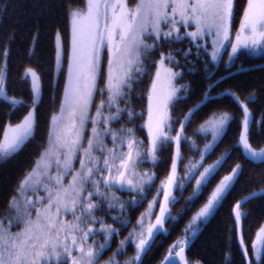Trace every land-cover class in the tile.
Instances as JSON below:
<instances>
[{"label": "snow or ice", "instance_id": "1", "mask_svg": "<svg viewBox=\"0 0 264 264\" xmlns=\"http://www.w3.org/2000/svg\"><path fill=\"white\" fill-rule=\"evenodd\" d=\"M8 7L0 3V108L6 117L19 107L26 115L5 129L0 166L39 135L42 104L36 72L13 78L8 64L18 38L34 52L39 28L26 37L5 28ZM57 7L54 0L29 4L32 19L53 21L57 77L49 87L58 112L31 164L4 190L0 264H153L169 221L186 224L156 264H206L186 248L225 209L232 227L212 264H264V227L248 243L242 226L255 212L264 219V141L254 142L264 137V77L240 81L250 69L236 64L242 49L264 50V0H139L131 9L124 0H88L86 14L65 4L64 58ZM141 76L150 84L146 123L137 126L145 118L133 104Z\"/></svg>", "mask_w": 264, "mask_h": 264}, {"label": "trees", "instance_id": "2", "mask_svg": "<svg viewBox=\"0 0 264 264\" xmlns=\"http://www.w3.org/2000/svg\"><path fill=\"white\" fill-rule=\"evenodd\" d=\"M3 2L4 0H0V3ZM54 2L58 6L53 17L55 20V29L61 32V43L66 51L64 55V57H66L70 42V12L82 7L85 4V0H54ZM129 2L135 4L138 0H129ZM8 4V10L4 13L5 28H18L19 37H26L34 24L39 28L40 38L34 52L26 51L27 45L18 38L8 64L13 78H15L18 72L22 70L26 71L28 68H33L39 74L42 104L39 109V135L30 143H27L24 151L14 160L0 166V203H2L4 199L5 188L10 187L20 175L21 170L26 169L31 164L34 154L37 151V146L40 143V138L46 134L50 114L58 111V103L55 102L57 93L49 87V81H55L57 77V72L55 70L56 38L52 27L53 21L48 19L47 16L42 19H32L29 14L30 0H8ZM65 4L70 10L67 17L62 7V5ZM238 25L239 16L236 19L235 26L237 27ZM236 64L237 67L242 65L243 68L250 69V71H244L239 74L237 79L240 81L258 83L261 77H264V55L256 58L251 56L240 58ZM64 69L66 71V61L64 63ZM235 70L236 67L231 69V71L234 72ZM227 71L228 69H226L225 65L221 64L220 72L224 74ZM59 76L62 81L63 73H60ZM23 79L28 81L27 88L30 89L31 79L28 76L23 77ZM14 84L17 91H20L21 87L19 81L14 79ZM134 88V91L137 92V86ZM138 91L139 95L138 93L134 94L136 99L133 103L136 108L139 107L144 112L146 109L145 98L140 99V97L142 95L145 96L146 91H142L141 89ZM260 103V100L255 102L257 107ZM5 111L8 110L0 108V143L6 125L9 123H20L23 116L26 115L22 107L10 111L7 117L4 115ZM13 111L15 112L14 115L12 114ZM256 120L258 122V116H256ZM143 134L146 136L145 132H143ZM261 141H264V137L257 135L254 142ZM164 155L166 156L167 153ZM182 206V204L178 205L177 210ZM175 215L176 213H174V216ZM185 224L186 221L185 223H178L177 221L169 222L166 227L168 232L158 236L156 245L153 247V252L155 253L153 264H156V262L161 260L162 256L166 254V249L175 242L177 236L183 231ZM173 225H175L174 230H172ZM242 226L246 242L251 243V240L256 239V234L259 229L264 227V219L261 218L260 212H255L246 220L242 218ZM230 227H232V224L228 221L227 209H225L215 221L210 223L208 230L186 248V256L194 260H204L206 264H212L213 261L219 258V253L226 242L225 237L228 234L226 233V228Z\"/></svg>", "mask_w": 264, "mask_h": 264}, {"label": "rangeland", "instance_id": "3", "mask_svg": "<svg viewBox=\"0 0 264 264\" xmlns=\"http://www.w3.org/2000/svg\"><path fill=\"white\" fill-rule=\"evenodd\" d=\"M124 2L127 4V6L131 9V8H135V6H136V4L137 3H139V0H138V2L137 3H135V4H131L130 2H129V0H124ZM87 5H88V0H85V4L82 6V7H80V8H77V9H75L74 11H81V12H83L84 14H86L87 13ZM71 18V17H70ZM238 27V26H237ZM70 37H71V23H70ZM209 43H210V41H209ZM175 47H181V45H176ZM61 49H62V58H64V55H65V49H64V47H63V44L61 43ZM209 51H210V49H209ZM70 52V42H69V48H68V52H67V54ZM241 52H242V55L240 56V58H245V57H247V56H251V57H253V58H256V57H260V56H263L264 55V50H255V51H251V50H244V49H242L241 50ZM240 60V59H239ZM224 62H225V64H226V62H227V56L225 55L224 56ZM167 63V62H166ZM224 64V65H225ZM28 69H31L32 71H35L33 68H28ZM227 69V68H226ZM153 72H154V69L152 70ZM36 72V71H35ZM105 72H106V61H105ZM36 74H37V76H38V78H39V83H40V77H39V74L36 72ZM30 79H31V76L29 75L28 76ZM140 81H143V83H141ZM148 84H150V80H149V77H147V76H141L140 78H139V80L133 85V88L135 87V86H137V89L138 90H142V91H145V87H146V85H148ZM135 89V88H134ZM137 90V92H135L134 91V94H137L138 93V95H139V91ZM135 96V95H134ZM145 97V103H146V109H145V111H144V113H145V118H144V120H138L137 121V126H139V125H141V124H144V123H146V110H147V99H146V95L144 96ZM141 99V98H140ZM97 102H99V97L97 98ZM134 104V103H133ZM134 107H135V111L137 112V113H141V112H143V110L141 109V108H139V107H137L136 108V106L134 105ZM94 111V110H93ZM58 112V111H57ZM18 124V123H17ZM9 125H12L13 127L16 125V124H7L6 125V127H5V129L9 126ZM5 131V130H4ZM143 132H145L146 133V129L145 130H143V131H141V132H138L137 133V135L139 136V138L140 139H143L144 138V134H143ZM91 134V125H88L87 126V130H86V136L87 135H90ZM4 143V132H3V138H2V141H1V143L0 144H3ZM85 146H86V140H85ZM110 146V145H109ZM77 167H78V164L76 165ZM147 167H148V165H145V169H147ZM154 194V193H153ZM124 198L125 199H127V195L125 194L124 195ZM149 199H151V197H149ZM145 209H146V204L144 205V207H141V208H139V210L136 212V216L137 217H139V215H140V212H144L145 211ZM173 215H174V213H173ZM70 218V217H69ZM154 219V218H153ZM109 223H111V221H108ZM169 222H171V221H169ZM169 224V223H168ZM167 225L165 226V232L164 233H167L168 232V230H167ZM259 232V231H258ZM163 233V234H164ZM127 233H125V235H126ZM97 239L99 240L100 238L99 237H97ZM157 239H158V237H157ZM157 241V240H156ZM101 242H103L102 240H101ZM156 245V243L153 245V247ZM178 250V249H177ZM113 251H115V247L113 246V248L111 249V251H108V252H106L105 253V255H104V257H103V260H106L107 258H108V256H110L111 254H112V252ZM118 259H119V257H118Z\"/></svg>", "mask_w": 264, "mask_h": 264}, {"label": "water", "instance_id": "4", "mask_svg": "<svg viewBox=\"0 0 264 264\" xmlns=\"http://www.w3.org/2000/svg\"><path fill=\"white\" fill-rule=\"evenodd\" d=\"M236 71V70H235ZM234 72V71H233ZM178 251V250H177ZM186 254V253H185ZM177 259V264H182V262H180L179 261V259L178 258H176Z\"/></svg>", "mask_w": 264, "mask_h": 264}, {"label": "flooded vegetation", "instance_id": "5", "mask_svg": "<svg viewBox=\"0 0 264 264\" xmlns=\"http://www.w3.org/2000/svg\"><path fill=\"white\" fill-rule=\"evenodd\" d=\"M61 259H63V258H61Z\"/></svg>", "mask_w": 264, "mask_h": 264}]
</instances>
